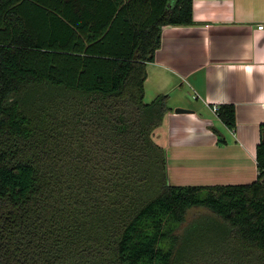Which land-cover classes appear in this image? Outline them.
I'll list each match as a JSON object with an SVG mask.
<instances>
[{
  "label": "trees",
  "instance_id": "16d2710c",
  "mask_svg": "<svg viewBox=\"0 0 264 264\" xmlns=\"http://www.w3.org/2000/svg\"><path fill=\"white\" fill-rule=\"evenodd\" d=\"M192 24L193 0H0V264H264V124L244 184L172 183L155 139L147 64ZM199 206L221 222L179 231Z\"/></svg>",
  "mask_w": 264,
  "mask_h": 264
},
{
  "label": "crops",
  "instance_id": "0c3cea01",
  "mask_svg": "<svg viewBox=\"0 0 264 264\" xmlns=\"http://www.w3.org/2000/svg\"><path fill=\"white\" fill-rule=\"evenodd\" d=\"M193 7L194 24L164 26L147 64L146 101L169 94L172 108L155 139L174 184L250 183L264 124V0H193ZM225 103L236 107L234 129L214 111Z\"/></svg>",
  "mask_w": 264,
  "mask_h": 264
},
{
  "label": "rangeland",
  "instance_id": "374dc122",
  "mask_svg": "<svg viewBox=\"0 0 264 264\" xmlns=\"http://www.w3.org/2000/svg\"><path fill=\"white\" fill-rule=\"evenodd\" d=\"M217 221H220V217L217 216L214 211L207 207H193L190 208L187 212L186 219L181 225V230L182 231L186 228L189 227H194L198 225L199 223H219ZM205 233H209L208 240L212 239L215 234V229H211V227L205 229Z\"/></svg>",
  "mask_w": 264,
  "mask_h": 264
},
{
  "label": "water",
  "instance_id": "95a60500",
  "mask_svg": "<svg viewBox=\"0 0 264 264\" xmlns=\"http://www.w3.org/2000/svg\"><path fill=\"white\" fill-rule=\"evenodd\" d=\"M175 111H176L177 113H184V112H191L192 110L187 109V108H184V107H177V108L175 109Z\"/></svg>",
  "mask_w": 264,
  "mask_h": 264
},
{
  "label": "built area",
  "instance_id": "2783aa9c",
  "mask_svg": "<svg viewBox=\"0 0 264 264\" xmlns=\"http://www.w3.org/2000/svg\"><path fill=\"white\" fill-rule=\"evenodd\" d=\"M258 28H259V29H264V24H260V25H258ZM263 106H264V103H263ZM217 109H218V106H214V111L217 112Z\"/></svg>",
  "mask_w": 264,
  "mask_h": 264
}]
</instances>
